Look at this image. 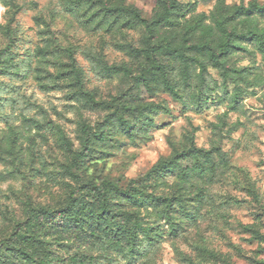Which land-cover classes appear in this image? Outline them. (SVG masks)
I'll return each mask as SVG.
<instances>
[{
  "label": "rangeland",
  "instance_id": "1",
  "mask_svg": "<svg viewBox=\"0 0 264 264\" xmlns=\"http://www.w3.org/2000/svg\"><path fill=\"white\" fill-rule=\"evenodd\" d=\"M109 7L170 23L131 26ZM263 7L0 0V264H264V49L239 39L264 35ZM226 20L237 40L215 64L193 47L219 53Z\"/></svg>",
  "mask_w": 264,
  "mask_h": 264
},
{
  "label": "trees",
  "instance_id": "2",
  "mask_svg": "<svg viewBox=\"0 0 264 264\" xmlns=\"http://www.w3.org/2000/svg\"><path fill=\"white\" fill-rule=\"evenodd\" d=\"M104 7H106V6H104ZM105 10L114 12L116 14V17L119 20H122L131 26L132 25L135 26L136 23H139L140 25H144L148 29H154V28H158L161 25L168 26L170 23V20L168 17V12L166 11V9H165L164 13L160 14L156 18V20H154L151 23H148L145 20H142L139 12L133 7H118V8L109 7V8H105ZM254 10H257V7L252 6L247 11H244L243 8H240L236 11V13H242V15H243V13L249 14L251 11H254ZM261 11H264V7L261 9ZM226 23H227V20L220 22L218 25L220 33L224 36V39H225L224 44L218 47L219 53L216 52V50L211 46L210 43L200 44V45H196L193 47L197 52L204 54L209 61H212L215 64L219 63L220 56L223 55V53H225L229 48L233 47L236 43V40H237V38H235L236 36L233 33L227 32V29L225 26ZM239 39L240 40L246 39V40L255 42L260 46V48L262 50L264 49V35L256 34L253 32H248V33L242 34ZM159 50L167 52L168 54H170L172 56H177V57L183 56V53L179 49L177 50V49H170L168 47H165V48H160ZM126 51L129 52V55H133L136 57V49H134L132 47H127ZM104 69L107 72H112V73L123 72L125 75L129 74L128 69L124 66H120V67L104 66ZM86 97H88V99L93 101L92 96L90 94H86ZM104 105H105V107H110L108 104H104ZM135 110H136V108H135ZM115 117H116L115 118L116 123L125 125L123 116L118 115ZM90 134H92V133L85 132V135L88 137ZM93 136L99 137V135H97L96 133ZM67 145L68 144H66V146ZM200 151L204 152V150H200ZM205 153H209V152H205ZM194 155H195L194 152L184 151L181 153H177L175 156L171 157L168 160H159L158 162H156L154 164V166H152V168L149 170V172L145 175V179L152 178V176H155L157 174H161L163 171L170 169V167L173 164H176V161L181 160L183 158H188L190 156L193 157ZM197 169L198 168H195V170H197ZM109 187H110V190L114 192L115 196H118L120 198L129 200V201H136V203H138V204L142 203V198H139V199L135 198L134 194L132 193L131 188L119 190L117 188H112L111 184H109ZM161 200L165 201V199H161ZM99 202H101V208L103 210H105V208H107V205H108L107 199L104 196H102L101 199L99 200ZM48 215H50V214H48ZM133 223H134L133 227H135L134 229L137 230V232L133 233V234H136V237L139 234L149 235L150 232L152 231L151 226H143L140 223H135V222H133ZM41 263L45 264V262H43V261Z\"/></svg>",
  "mask_w": 264,
  "mask_h": 264
}]
</instances>
